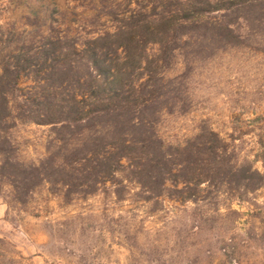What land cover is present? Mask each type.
<instances>
[{"label": "rangeland", "instance_id": "obj_1", "mask_svg": "<svg viewBox=\"0 0 264 264\" xmlns=\"http://www.w3.org/2000/svg\"><path fill=\"white\" fill-rule=\"evenodd\" d=\"M125 11L123 0H0V67L44 46L48 35L66 37L71 47L113 31ZM239 16L249 22L236 26L235 36L203 30L179 43L164 110L152 120L170 145L212 129L234 160L263 172L264 7ZM25 75L21 93L9 88L12 116L20 120L0 123V264H264V189L246 192L235 181L216 180L203 186L201 200L185 203L145 201L130 184L121 198L111 184L88 194L84 179L68 189L42 184L19 202L24 190L17 194L10 177L15 163L75 158L74 132L21 116L28 108L19 95L29 96L31 85Z\"/></svg>", "mask_w": 264, "mask_h": 264}, {"label": "trees", "instance_id": "obj_2", "mask_svg": "<svg viewBox=\"0 0 264 264\" xmlns=\"http://www.w3.org/2000/svg\"><path fill=\"white\" fill-rule=\"evenodd\" d=\"M123 1L127 11L117 14L119 25L113 31L81 44L74 41L71 47L64 46L66 37L48 35L44 46L0 67V123L20 120L12 116L9 88L13 95L21 93L20 79L28 73L30 95H19L28 109L21 116L75 134L70 162L14 164L12 187L17 194L24 190L19 202L26 203L42 184L68 189L82 179L80 186L88 194L111 184L121 198L130 184L143 191L145 201L165 197L180 203L201 200L203 186L210 189L216 180L235 181L246 192L264 189V171L234 160L214 130L203 129L183 144L170 145L152 120L164 110V90L172 81L167 72L179 43L203 30L226 39L235 36L236 26L249 22L240 12H254L264 7V0ZM258 161L264 165V144ZM4 166L1 162V171Z\"/></svg>", "mask_w": 264, "mask_h": 264}]
</instances>
